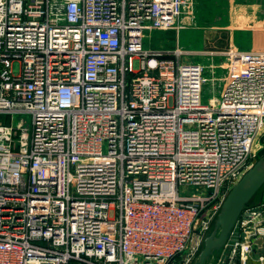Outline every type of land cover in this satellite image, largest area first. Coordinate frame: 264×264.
<instances>
[{"label": "built area", "instance_id": "2783aa9c", "mask_svg": "<svg viewBox=\"0 0 264 264\" xmlns=\"http://www.w3.org/2000/svg\"><path fill=\"white\" fill-rule=\"evenodd\" d=\"M196 5L0 0V264L194 263L264 149V47L208 102L205 65L143 48ZM214 264H264V196Z\"/></svg>", "mask_w": 264, "mask_h": 264}, {"label": "rangeland", "instance_id": "374dc122", "mask_svg": "<svg viewBox=\"0 0 264 264\" xmlns=\"http://www.w3.org/2000/svg\"><path fill=\"white\" fill-rule=\"evenodd\" d=\"M262 17H264V0H197L195 15L192 19H195V21H185L184 25L182 23V32L188 29H194L195 27L199 28V30L195 29L196 35H192V37L195 36L198 38L197 41L199 43L193 44L192 46L200 48L199 45L202 44V38H209L216 34V31L223 32L220 33V35H232L241 38H245L246 34H259L254 33L252 30L256 25L261 24L259 23V21H261ZM230 27H235L237 30L235 29L233 31L229 29ZM217 28L219 29L217 30ZM244 29H247V31L251 29V31L245 32ZM160 33V31H145L143 48L148 51H156L158 42H161L162 40L168 41L171 37L169 33L168 35L164 36H161ZM262 34L264 33H261L259 35ZM229 48H227V50ZM201 58L203 60H206L205 63L208 66V70L206 73L208 81L205 87V93L203 94V101L208 102V98H210L214 94V92L216 93V95H219L220 91L225 86L228 69L225 65L230 64V60L229 55L227 54L220 56L219 60H217L215 56H202ZM220 63L224 66H222V71L218 70L221 68H216V65H220ZM135 69H139V64L137 61H135ZM14 70L16 72L18 71V63H15ZM135 75L137 74H130L128 79H131V77ZM14 117L16 124L21 122L22 120L26 121V125L31 123V116L27 113L16 114ZM0 121L10 123L11 116L1 114ZM262 140L264 141L263 137ZM263 153L264 149L261 151V155ZM259 197L260 192L252 201L256 202Z\"/></svg>", "mask_w": 264, "mask_h": 264}, {"label": "water", "instance_id": "95a60500", "mask_svg": "<svg viewBox=\"0 0 264 264\" xmlns=\"http://www.w3.org/2000/svg\"><path fill=\"white\" fill-rule=\"evenodd\" d=\"M259 192V199L253 202ZM263 196L264 153L228 192L193 264H214L217 253L226 245L244 209L249 205H258Z\"/></svg>", "mask_w": 264, "mask_h": 264}, {"label": "crops", "instance_id": "0c3cea01", "mask_svg": "<svg viewBox=\"0 0 264 264\" xmlns=\"http://www.w3.org/2000/svg\"><path fill=\"white\" fill-rule=\"evenodd\" d=\"M194 18V17H193ZM192 18V19H193ZM192 19H187L192 20ZM264 17L261 18V21H259V25H254V29L252 30L254 33H264ZM192 21H195L192 20ZM187 28V27H186ZM193 28V27H192ZM199 30V28L195 27L194 29H188L186 31L182 32V27L179 29H170L167 31H160V35H168V33L171 35L170 39L168 41L162 40L161 42H158V45L156 46V50H164V51H171L176 48H180L185 52L184 59L191 61V62H198L203 65H205V75L208 70V66L205 63L206 60H203L201 57H210V56H215L217 60H219L220 56L224 55L223 52L227 50L230 46H235L240 49H251V48H260L264 47V34L259 35H253V34H246L245 38L241 37H235V36H225V35H220L219 32L216 31V34L209 38H202L201 40V45H199L200 48H197L195 46H192L193 44H198L199 42L197 41L198 38L192 35H196V30ZM219 28H217L218 30ZM229 29L235 30V27H230ZM202 30V29H201ZM237 30V29H236ZM245 32H250V30L247 31V29H244ZM159 32V31H158ZM183 35V36H182ZM190 37V38H189ZM193 38V39H192ZM183 39V41H182ZM191 40V41H189ZM196 40V41H195ZM190 43H189V42ZM183 42V44H182ZM232 46V47H233ZM215 52V53H211ZM223 65L220 63V65H216V68H221L218 69L219 71L223 70Z\"/></svg>", "mask_w": 264, "mask_h": 264}]
</instances>
